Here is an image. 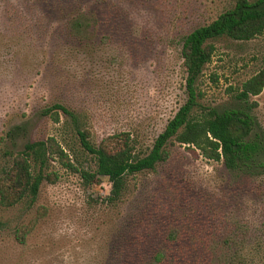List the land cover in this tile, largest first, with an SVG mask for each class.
<instances>
[{"label": "rangeland", "instance_id": "obj_1", "mask_svg": "<svg viewBox=\"0 0 264 264\" xmlns=\"http://www.w3.org/2000/svg\"><path fill=\"white\" fill-rule=\"evenodd\" d=\"M232 0H0V169L28 140L53 137L70 161L93 169L70 131L42 117L53 103L81 113L92 143L128 132L145 153L185 102L182 38ZM91 24L68 34L71 18ZM196 85L197 111L228 108L264 67V32L249 41L211 40ZM253 134L264 140V88L250 97ZM21 126L23 131L11 135ZM169 158L129 179L116 207L101 203L103 178L88 185L58 161L32 203L0 206V264H264V173L171 142ZM79 164V165H78ZM24 244L14 230L36 218ZM162 252L161 263L153 261Z\"/></svg>", "mask_w": 264, "mask_h": 264}, {"label": "trees", "instance_id": "obj_2", "mask_svg": "<svg viewBox=\"0 0 264 264\" xmlns=\"http://www.w3.org/2000/svg\"><path fill=\"white\" fill-rule=\"evenodd\" d=\"M84 21L82 14L71 18L67 24L68 34L84 41L91 28L90 22ZM263 32L264 0H232L213 21L194 28L182 38L179 52L185 72L186 100L145 153L137 150L136 140L128 132L113 134L95 144L83 127L81 113L59 103L43 108L42 117H48L55 124L63 119V128L74 135L84 153L92 156L94 167L88 169L73 164L53 137L28 140L12 157L11 163L0 169V206L11 208L24 201L34 202L41 184L46 180L55 181L56 174L47 169L52 161H58L63 168L79 173L88 185L107 179L109 192L101 203L116 207L129 190L130 177L153 171L168 160L167 146L171 142L186 146L190 152L198 150L207 160L222 161L230 172L264 173V140L253 134L256 122L251 111L256 103L249 101L264 88V67L234 92L230 107L199 112L196 109V85L203 67L214 53L210 41L225 37L245 42ZM22 131L18 126L10 133L16 135ZM38 217L14 230L13 238L18 244L25 243ZM163 260L162 252L153 257L154 263Z\"/></svg>", "mask_w": 264, "mask_h": 264}]
</instances>
